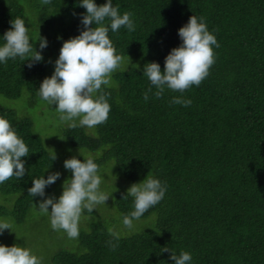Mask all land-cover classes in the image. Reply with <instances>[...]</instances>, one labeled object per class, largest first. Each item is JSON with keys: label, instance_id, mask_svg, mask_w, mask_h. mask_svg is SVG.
<instances>
[{"label": "trees", "instance_id": "trees-1", "mask_svg": "<svg viewBox=\"0 0 264 264\" xmlns=\"http://www.w3.org/2000/svg\"><path fill=\"white\" fill-rule=\"evenodd\" d=\"M112 3L120 13L133 14L135 30L108 33L124 70L112 73L106 89V122L69 129L57 118L62 144L52 149L41 122L38 131L35 119L0 102V116L31 151L22 157L24 176L0 184V196L14 198L10 208L0 206V216L10 217L19 232L15 244L39 252L44 264H172L168 251L159 252L162 247L189 252L191 264H264V0ZM84 12L77 0H0V35L11 19L24 17L29 37L39 33L47 40L43 50L34 43L43 59L32 67L19 57L0 64V97L26 96L25 103L36 104V88L49 75L62 40L83 28ZM192 14L204 19L219 45L213 47L208 75L182 94L166 90L157 98L149 93L145 101L149 81L143 65L155 61L163 70L165 55L180 43L177 29ZM174 96L191 104H172ZM36 107L44 116L45 108ZM79 153L95 158L106 174L101 188L112 193L106 205L82 214L79 236L70 239L37 214L27 189L31 177L60 169V177L45 188L58 196L62 189L57 187L71 176L63 160L82 159ZM145 175L167 185L164 198L134 222L133 230L123 229L121 217L132 210V198L124 199L123 193ZM37 199L42 198L33 202ZM143 220L148 223L138 224ZM110 230L120 232L115 248L107 243Z\"/></svg>", "mask_w": 264, "mask_h": 264}, {"label": "clouds", "instance_id": "clouds-1", "mask_svg": "<svg viewBox=\"0 0 264 264\" xmlns=\"http://www.w3.org/2000/svg\"><path fill=\"white\" fill-rule=\"evenodd\" d=\"M42 3H48V0H42ZM77 3L85 9L80 15L83 28L77 35L62 40L58 55L52 61V73L45 76L36 89L41 101L54 105L58 119L67 128L94 129L108 119L110 104L106 89L111 87L112 73L117 69L124 70L122 56L116 52L108 33H115L121 27L134 31L135 23L133 14L128 11L120 13L112 0H104L99 5L95 0H77ZM9 23L10 27L0 35V64L17 57L22 61L28 58V67L40 62L43 57L41 51L34 48V43L38 41V48L43 50L47 47L46 38L39 33L30 38L24 17H16ZM177 34L180 43L165 55L163 70L155 61L146 62L142 67V74L149 81V87L143 94L145 101L149 99V93L159 98L166 90L182 94L191 86H198L214 63L213 47L219 45L202 17L190 15L177 29ZM170 103L188 106L191 99L174 96ZM30 152L9 120L0 116V184L24 176L26 169L22 157H27ZM54 159L53 153L51 161ZM63 167L71 172V176L62 181L58 196L46 194L45 188L56 182L60 177L59 171L31 177L27 193L32 198L34 210L48 217L52 230L63 231L68 238L74 239L79 236L82 214L92 213L98 205H106L112 192L102 190L106 174L100 173L93 156H83L82 159L68 157L63 160ZM48 168L49 165L43 173ZM166 190L167 185L152 175L131 183L123 193L124 199L132 198V210L122 215L120 220L123 229L133 230L134 222L157 205ZM33 197L42 199L34 203ZM13 202L14 198L0 197V206L10 208ZM5 229L14 232L13 221L10 217L0 216V233ZM110 234L112 240L107 243L115 248L120 232L110 230ZM164 251L169 252L172 264H191L192 255L187 251L180 250L177 254L167 247L159 250ZM0 264H43V258L24 244L0 243Z\"/></svg>", "mask_w": 264, "mask_h": 264}, {"label": "rangeland", "instance_id": "rangeland-1", "mask_svg": "<svg viewBox=\"0 0 264 264\" xmlns=\"http://www.w3.org/2000/svg\"><path fill=\"white\" fill-rule=\"evenodd\" d=\"M57 55L58 54L55 55V58ZM55 58H54V60H55ZM54 60H51V63ZM51 63H50L49 75L53 71V63L52 64ZM25 99H26V96H25V98H23V99L21 98L20 100L5 99V98L0 97V102L3 103L4 105H6L7 107L14 108L18 112L19 115H27V116H31V118L35 119L36 120L35 125H36V128L38 131H39V128L37 127V124H38V122H41L42 123L41 134L43 135V133H45L47 135V137L49 138V141L51 143L52 149L57 148V146H60L62 144V137L58 131V127L60 125H59V121L57 120L58 113L56 112V110L52 106L41 101V99L39 97L36 104H38V106L40 105L41 108L42 107L45 108V110L41 111L44 113V116H40L39 115L40 113L38 112V107H36V109L34 108L36 104L28 105L27 103H25ZM55 171H59L60 174L63 172V171L61 172L60 169L55 170ZM56 185H58V184H56ZM57 188H58V190L61 189V187H57ZM39 213L40 212L38 211L37 214H39ZM147 221L148 220H143V222H138V224H147L148 223ZM18 236H19L18 231H16L14 233V232H10L9 230L5 229L3 231V233H0V243H3L5 245L15 244ZM38 254H39V252L36 255H38Z\"/></svg>", "mask_w": 264, "mask_h": 264}]
</instances>
